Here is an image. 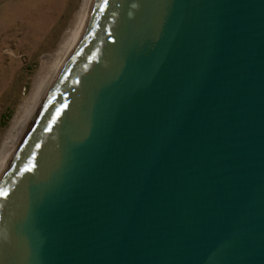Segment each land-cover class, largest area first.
<instances>
[{
  "label": "water",
  "instance_id": "1",
  "mask_svg": "<svg viewBox=\"0 0 264 264\" xmlns=\"http://www.w3.org/2000/svg\"><path fill=\"white\" fill-rule=\"evenodd\" d=\"M0 264H264V0H92L0 176Z\"/></svg>",
  "mask_w": 264,
  "mask_h": 264
},
{
  "label": "rangeland",
  "instance_id": "2",
  "mask_svg": "<svg viewBox=\"0 0 264 264\" xmlns=\"http://www.w3.org/2000/svg\"><path fill=\"white\" fill-rule=\"evenodd\" d=\"M82 0H0V147L44 58L66 39Z\"/></svg>",
  "mask_w": 264,
  "mask_h": 264
},
{
  "label": "bare ground",
  "instance_id": "3",
  "mask_svg": "<svg viewBox=\"0 0 264 264\" xmlns=\"http://www.w3.org/2000/svg\"><path fill=\"white\" fill-rule=\"evenodd\" d=\"M91 5L92 0H82L63 44L56 53L49 54L44 58L31 95L20 107L0 147V176L8 165L17 143L40 101L81 39L90 17Z\"/></svg>",
  "mask_w": 264,
  "mask_h": 264
},
{
  "label": "snow or ice",
  "instance_id": "4",
  "mask_svg": "<svg viewBox=\"0 0 264 264\" xmlns=\"http://www.w3.org/2000/svg\"><path fill=\"white\" fill-rule=\"evenodd\" d=\"M4 195H7V193H4Z\"/></svg>",
  "mask_w": 264,
  "mask_h": 264
}]
</instances>
